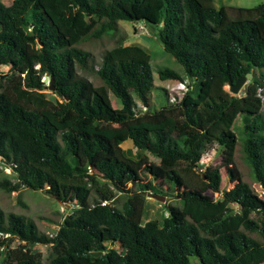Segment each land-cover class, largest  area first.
Instances as JSON below:
<instances>
[{
  "label": "trees",
  "instance_id": "obj_1",
  "mask_svg": "<svg viewBox=\"0 0 264 264\" xmlns=\"http://www.w3.org/2000/svg\"><path fill=\"white\" fill-rule=\"evenodd\" d=\"M239 9L254 14L229 19L211 0L0 2V161L10 169L0 187L43 189L75 204L54 233L0 206V231L9 233L0 237V264H191V256L197 264H264V199L253 186L264 190V126L255 96L264 88V2ZM120 20L154 31L182 72L162 66L154 75L150 53L117 34ZM103 37L113 44L95 65L85 45ZM248 74L246 95L224 88ZM51 76L48 97L42 78ZM155 77L187 80L189 88L152 109ZM133 94L147 110L136 111ZM239 114L251 115L241 141L234 131ZM126 139L158 158L143 167L147 181L120 150ZM213 143L224 148L227 163L236 164L242 151L248 178L238 169L239 180L221 191L214 167L194 181ZM100 151L106 154L97 157ZM85 174L84 182L72 180ZM148 191L175 198L162 219L146 218ZM117 193L123 198L113 205ZM25 242L49 244L47 259Z\"/></svg>",
  "mask_w": 264,
  "mask_h": 264
},
{
  "label": "rangeland",
  "instance_id": "obj_2",
  "mask_svg": "<svg viewBox=\"0 0 264 264\" xmlns=\"http://www.w3.org/2000/svg\"><path fill=\"white\" fill-rule=\"evenodd\" d=\"M1 3L5 5H9L12 3V0H0ZM264 0H211V3L216 8H224L226 14L229 19L237 18L242 16L253 15L254 11H245L240 10V7L248 8L255 7L263 3ZM120 29L117 32L118 35L124 34L125 43L126 44H138L144 47L150 53V65L154 75L157 74L158 68L162 66L173 68L177 71L182 72L181 65L175 60V58L168 52L163 49L162 44L157 39L154 31H152L146 25L144 26L142 23L131 22L128 20H120L119 23ZM116 38L117 35H114ZM113 44V38L111 37H103L101 40L88 42L85 45V48L90 50L92 57L94 59V64L98 65L100 52L102 49L110 47ZM78 73L80 75L85 76L87 79L92 80L94 77L90 72H85L78 69ZM252 74H248L246 76L245 82L242 84L237 93H232L229 91L228 85L226 84L224 88L229 91L232 95L237 97L244 96L247 94L248 86L251 83ZM187 81V80H186ZM168 81H159L156 77L154 79V86L150 88L148 95L151 101L152 109L160 108L163 105L168 103L166 92L162 88L165 83ZM45 83H48L47 78L45 77ZM158 85V86H157ZM48 94V97H51L49 89L45 90ZM264 88L258 87L256 90L255 96L258 97L260 101L259 106V114L264 126ZM134 99L136 100V111L143 112L147 110L143 104L136 98L133 94ZM110 99L112 105L114 107H120L121 103L119 98L115 97L112 93H110ZM251 115L239 114L236 116L234 121V131L238 136V139L241 141L243 138V124L244 122L249 121ZM120 150L123 155L129 156L131 159L136 161V166L139 171L140 177L143 181H147L149 179V174L144 172L143 167L145 164H156L158 162V158L152 155L150 152L146 150H137V148L133 145L131 140L126 139L119 145ZM242 151L237 150L235 163H227L225 161L226 153L222 146L213 143L209 145V147L202 154L199 162L194 168L193 179L194 181H199L203 172L208 168L218 167L222 176L221 180V191L224 189H228L234 185L235 182L239 180V170L242 171L243 177L248 178L246 175L247 167L243 164V160L241 157ZM106 153L100 151L97 154V157L105 155ZM122 156V154H119ZM91 170L92 167L89 166ZM239 169V170H238ZM10 169L5 167L3 163L0 161V180L4 179V173H9ZM89 174V173H88ZM87 179V174L78 175L72 177V180L82 181L84 182ZM204 179V178H203ZM13 180V177L11 178ZM63 181L67 182L68 178H63ZM101 183H104V179H100ZM131 185L128 184L127 187ZM254 188L258 192L259 196L264 199V190L262 187L254 182ZM206 193L213 197L214 199H218L221 197V192H209ZM152 194H156L148 191L145 193V203H146V218H157L162 219L164 215H166L165 205L167 203L175 202V198L173 196H165L162 193H157L158 195L164 196V199H160L155 197ZM123 194L117 193L115 196V200L111 201L113 205H118L122 200ZM0 206L5 213L9 211H14L18 213H22L26 216L32 217L39 230L46 231L48 233H54L58 228V223H60L63 217L70 213L71 210L75 207L74 201L72 202H61L54 198V196L48 193L46 190H31L28 188L21 187L18 191H13L8 193L4 188L0 187ZM235 209L234 206H232ZM20 241L18 239H14L12 242V246L15 247ZM24 246L27 249H30L33 252H40L43 260H46L49 252L50 245L49 244H41V243H28L25 242ZM191 264H197L195 261L197 257H190Z\"/></svg>",
  "mask_w": 264,
  "mask_h": 264
},
{
  "label": "built area",
  "instance_id": "obj_3",
  "mask_svg": "<svg viewBox=\"0 0 264 264\" xmlns=\"http://www.w3.org/2000/svg\"><path fill=\"white\" fill-rule=\"evenodd\" d=\"M45 81V77L42 78ZM167 95L168 101L171 103L176 102L181 99L184 93L188 90V81H168L164 85ZM9 233L0 231V237H8Z\"/></svg>",
  "mask_w": 264,
  "mask_h": 264
},
{
  "label": "water",
  "instance_id": "obj_4",
  "mask_svg": "<svg viewBox=\"0 0 264 264\" xmlns=\"http://www.w3.org/2000/svg\"><path fill=\"white\" fill-rule=\"evenodd\" d=\"M245 80H246V75H243L240 78H238L235 82L228 81L227 85H228L229 91L232 93H237L238 90L240 89V87L242 86V84L245 82ZM47 87L49 88V90L53 89V78H52V76L47 83ZM152 195H154L155 197L160 198L162 200L164 199V196H161L158 194H152Z\"/></svg>",
  "mask_w": 264,
  "mask_h": 264
},
{
  "label": "crops",
  "instance_id": "obj_5",
  "mask_svg": "<svg viewBox=\"0 0 264 264\" xmlns=\"http://www.w3.org/2000/svg\"><path fill=\"white\" fill-rule=\"evenodd\" d=\"M0 70H4V69L1 68Z\"/></svg>",
  "mask_w": 264,
  "mask_h": 264
}]
</instances>
